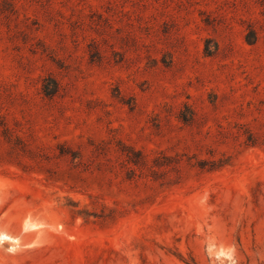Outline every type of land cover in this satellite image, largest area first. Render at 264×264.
<instances>
[{
    "label": "rangeland",
    "instance_id": "374dc122",
    "mask_svg": "<svg viewBox=\"0 0 264 264\" xmlns=\"http://www.w3.org/2000/svg\"><path fill=\"white\" fill-rule=\"evenodd\" d=\"M0 264H264V0H0Z\"/></svg>",
    "mask_w": 264,
    "mask_h": 264
},
{
    "label": "bare ground",
    "instance_id": "6f19581e",
    "mask_svg": "<svg viewBox=\"0 0 264 264\" xmlns=\"http://www.w3.org/2000/svg\"><path fill=\"white\" fill-rule=\"evenodd\" d=\"M0 234H2L4 237H6V238H8V239H11V240H13V241H16V239L15 238H11L10 236H7L6 234H4V233H0Z\"/></svg>",
    "mask_w": 264,
    "mask_h": 264
},
{
    "label": "snow or ice",
    "instance_id": "6c2138e0",
    "mask_svg": "<svg viewBox=\"0 0 264 264\" xmlns=\"http://www.w3.org/2000/svg\"><path fill=\"white\" fill-rule=\"evenodd\" d=\"M5 239H6V237H4L2 234H0V243H2Z\"/></svg>",
    "mask_w": 264,
    "mask_h": 264
}]
</instances>
